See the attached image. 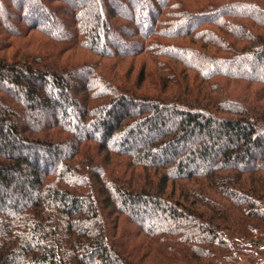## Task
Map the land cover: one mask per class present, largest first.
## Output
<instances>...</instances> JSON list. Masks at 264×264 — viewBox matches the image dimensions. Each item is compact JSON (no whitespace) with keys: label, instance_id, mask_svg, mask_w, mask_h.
<instances>
[{"label":"trees","instance_id":"16d2710c","mask_svg":"<svg viewBox=\"0 0 264 264\" xmlns=\"http://www.w3.org/2000/svg\"><path fill=\"white\" fill-rule=\"evenodd\" d=\"M0 6V264H264V0Z\"/></svg>","mask_w":264,"mask_h":264},{"label":"rangeland","instance_id":"374dc122","mask_svg":"<svg viewBox=\"0 0 264 264\" xmlns=\"http://www.w3.org/2000/svg\"><path fill=\"white\" fill-rule=\"evenodd\" d=\"M69 1V0H68ZM106 4V3H105ZM110 4V7L109 8H117V5L115 4V3H109ZM89 5H91V3L89 4ZM107 5V4H106ZM112 6V7H111ZM106 7V6H105ZM95 8H96V5H91L90 6V11L91 12H88L89 14L90 13H92L94 10H95ZM3 10H2V7L0 6V12H2ZM46 12H45V15H48V16H50L49 14V12L47 11V10H45ZM66 15H68V12L66 13ZM57 24V23H56ZM54 25V28L52 29V32H53V34L54 35H56V36H58L59 38H65V41H69L70 40V36H68V34L66 35V33H67V30H66V26L65 25H62V24H57V25ZM65 35V36H64ZM67 36V37H66ZM105 43V44H107V45H109L111 48H113V50L115 49V50H121L123 47H122V44H121V42L120 41H117L115 38H113V37H111L110 35L108 36V35H106V38H105V40L103 41L102 40V43ZM98 44H101V42L100 41H98ZM81 54H84L85 55V57L87 58V56H88V54L87 53H85V52H83V51H77L75 54H73L71 57H75L76 59H80V55ZM71 55V54H70ZM93 58L90 56V61L92 60ZM223 69H226V68H223ZM239 70H244L245 69V67H241V68H238ZM228 70V69H227ZM234 70V69H233ZM81 75H83V73L82 72H80V73H78L77 74V76L76 77H74V78H72V79H70V83H69V85H70V87H71V90L73 91L74 89H76L77 87H78V85H80L81 83H82V77H81ZM256 75L257 76H259V77H262V76H264V67H262V68H259L258 69V74L256 73ZM4 84V83H3ZM6 84V83H5ZM3 86H5V85H3ZM6 86H8L7 84H6ZM5 86V87H6ZM15 92V93H18L19 91H20V89H15V90H12V92ZM136 111V110H135ZM134 110L133 111H129V113H133V112H135ZM18 117V116H17ZM56 117V114L54 113V115L52 114V115H50V116H45V117H43V118H39V117H32L31 116V118H27V116H26V113L25 112H23V115H22V118L26 121H28L29 123H31V124H33V122H37V123H42V122H46V121H48V120H50V119H52V118H55ZM19 119L21 118V116L20 117H18ZM33 119V120H32ZM42 121V122H41ZM65 121H67V120H65ZM145 139V137L144 136H138V138H134V139H130L131 140V142H135L136 144H138V145H140L141 144V142L143 141ZM139 220H146V218H145V216H141L140 217V219Z\"/></svg>","mask_w":264,"mask_h":264}]
</instances>
